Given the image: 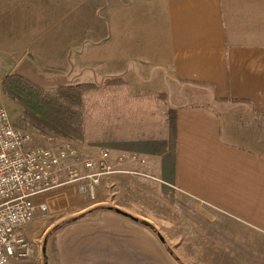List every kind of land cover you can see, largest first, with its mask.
I'll return each mask as SVG.
<instances>
[{"label":"crops","instance_id":"crops-1","mask_svg":"<svg viewBox=\"0 0 264 264\" xmlns=\"http://www.w3.org/2000/svg\"><path fill=\"white\" fill-rule=\"evenodd\" d=\"M7 16L54 27L32 48L48 87L122 77L132 97L164 94L176 117L173 146L136 149L144 162L103 176L94 199L75 183L33 197L55 224L82 215L50 232L38 264H176L152 231L105 207L149 223L178 257L264 264V0H0ZM75 143L79 156L95 147Z\"/></svg>","mask_w":264,"mask_h":264},{"label":"trees","instance_id":"trees-1","mask_svg":"<svg viewBox=\"0 0 264 264\" xmlns=\"http://www.w3.org/2000/svg\"><path fill=\"white\" fill-rule=\"evenodd\" d=\"M2 90L21 107L23 122L50 137L117 150L129 145L163 148L173 146L175 141V110L168 107L166 96L132 97L122 77L107 78L99 85L77 82L45 87L14 72L4 76ZM105 208L147 227L173 261L182 264L149 223L115 208ZM81 216L61 221L49 232Z\"/></svg>","mask_w":264,"mask_h":264},{"label":"built area","instance_id":"built-area-1","mask_svg":"<svg viewBox=\"0 0 264 264\" xmlns=\"http://www.w3.org/2000/svg\"><path fill=\"white\" fill-rule=\"evenodd\" d=\"M45 143L33 145L31 131L15 124L0 103V264H12L33 252L24 227L47 210L46 202L33 201L35 195L76 183L80 193L94 199L103 176L126 163L144 162L134 151L114 153L110 147H98L93 154L79 156L69 140L48 136ZM112 157L114 163L109 162Z\"/></svg>","mask_w":264,"mask_h":264},{"label":"rangeland","instance_id":"rangeland-1","mask_svg":"<svg viewBox=\"0 0 264 264\" xmlns=\"http://www.w3.org/2000/svg\"><path fill=\"white\" fill-rule=\"evenodd\" d=\"M78 14L79 12L74 10L75 17ZM22 22L23 20L16 18L14 16H7V17L0 18V103L5 106V109L8 111L9 117L12 119V121L15 124L18 123L21 126L25 125L22 127L31 131L33 145L46 144L45 140H46V137L48 136L41 134L36 129L31 128L29 125L23 122L20 119L21 112H22L21 107L16 103V101L11 100L6 94H4L2 90L4 76L10 73H14V72L22 74L32 79L33 81L41 83L45 87L52 85L49 82L50 77H51V74H50L51 72L49 71L50 69H46V68L44 69L43 67H41V70H39L40 73L34 74L32 72L34 69V64L37 65L41 61L40 59H38L37 54L43 53L45 55L44 51L42 52L40 51L36 53V57H35V53L32 51V48L37 51V49L35 48L36 43L33 41V39H35L36 36L38 37L39 35H43V34L46 35L54 27L52 28L50 25H47V24L41 25V26L37 25V27H35L34 25L23 26ZM58 31L60 32V29H58ZM89 38L90 37H88V39ZM24 45H26L25 46L26 50L22 53H19L18 56H15L17 53L16 50L19 48L21 49ZM49 53L50 52L47 50L46 54L49 55ZM21 56H23V58L21 59L23 64L22 63L20 64L19 62H17V60ZM43 60L48 61L49 57L46 56V58ZM14 62H17L22 66H25V69H21L18 66L13 67ZM41 71H43V73ZM69 141L73 142L76 145L75 143L76 141H72V140H69ZM76 146L78 149H80V146L78 144ZM129 146H127L126 147L127 149L125 150L127 151L132 150L135 152H138V150L136 149L144 150L143 147L136 148V146L134 145H129ZM98 147L100 146L89 147L88 148L89 152L87 153L88 154L95 153ZM61 186L62 185L57 186L51 190L58 189ZM100 186H101V181L98 187ZM165 186L166 185H163V188H162L163 193H165L164 192ZM191 207H192V204H191ZM181 213L184 215L188 223L193 225L194 222L195 223L198 222L196 219L197 217L195 216L194 212L192 211L190 207H185V209H182ZM56 217L57 215L51 216L48 213V211H43L35 215V217L24 227V231H23L25 239L33 245V252L24 259H18V260L12 261V264H38L39 263L35 259V254H38V251L40 247L43 245V243L45 242V240L47 239V236H49L52 233V232L50 233L49 230L54 225H56L55 222H53ZM64 220H67V219H64ZM213 236L216 238L217 241H222V242L225 241L224 236H222L220 232L216 236L215 235ZM188 241H190V239H188L185 242V245L188 243ZM220 246H221L220 243H218L219 249H220ZM178 258L182 264H185V262H188L189 264H218L219 262L218 258L211 259V257H208L205 254V251L203 250L199 251L193 259L192 251L188 249H184L181 257H178ZM223 261L226 264L224 257H223Z\"/></svg>","mask_w":264,"mask_h":264},{"label":"water","instance_id":"water-1","mask_svg":"<svg viewBox=\"0 0 264 264\" xmlns=\"http://www.w3.org/2000/svg\"><path fill=\"white\" fill-rule=\"evenodd\" d=\"M115 210H116L117 212H123V211H121V210H119V209H116V208H115ZM123 213H124V212H123Z\"/></svg>","mask_w":264,"mask_h":264}]
</instances>
